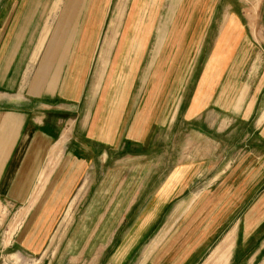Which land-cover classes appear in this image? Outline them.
<instances>
[{
    "label": "crops",
    "instance_id": "obj_1",
    "mask_svg": "<svg viewBox=\"0 0 264 264\" xmlns=\"http://www.w3.org/2000/svg\"><path fill=\"white\" fill-rule=\"evenodd\" d=\"M250 2L0 0V264H264Z\"/></svg>",
    "mask_w": 264,
    "mask_h": 264
},
{
    "label": "rangeland",
    "instance_id": "obj_2",
    "mask_svg": "<svg viewBox=\"0 0 264 264\" xmlns=\"http://www.w3.org/2000/svg\"><path fill=\"white\" fill-rule=\"evenodd\" d=\"M250 1L251 2L248 5V9L246 13L248 14L250 18L249 19L250 25L255 28H259L262 24L261 21L259 20L260 16H259V11H258L261 0H250ZM61 145L57 146V148H55L52 151L51 158L47 161L48 164H47L46 169L48 167L55 166V163L53 160L61 153V150H62ZM56 152L58 153V155L55 157ZM44 174H45V177H47L46 173ZM45 187H46L45 179L42 178V181L39 180L35 187V189L37 190L35 191L34 198L31 200L30 203L28 200L27 203L23 205H16L13 208L4 207L3 205H0V263L4 262L2 255L3 254L6 255L9 252V248H10L9 239L16 233L17 230H19L23 221L30 214L31 207L33 206V204L35 203V200L41 193V190L45 189ZM226 246L228 248V253L230 255L231 245L227 244ZM6 262L9 264H22V263L29 264L27 260H23L22 258H17L13 261L7 260ZM208 263H211V262H208ZM80 264H89V262H81Z\"/></svg>",
    "mask_w": 264,
    "mask_h": 264
}]
</instances>
